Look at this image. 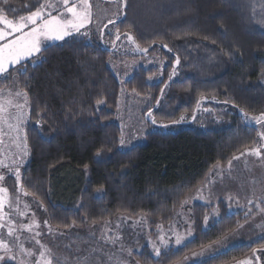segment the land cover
<instances>
[{"label": "trees", "instance_id": "trees-1", "mask_svg": "<svg viewBox=\"0 0 264 264\" xmlns=\"http://www.w3.org/2000/svg\"><path fill=\"white\" fill-rule=\"evenodd\" d=\"M35 4L36 0H9L18 11L7 14L18 18L34 10ZM261 18L264 0H127L125 16L113 33L119 28L121 34L132 33L141 47L152 45L146 56L157 57L164 67L158 82H149L157 71L139 68L122 86L146 102L142 119L151 120L147 116L151 108L157 124L172 126L168 132L148 131L127 151L118 148L121 132L114 117L120 84L107 65L111 47L69 38L67 43L47 46L38 67L28 62L31 78L26 88L23 76L16 85L15 73L7 80L0 78V89H24L30 98L24 129L29 155L21 185L38 194L39 200L30 197L43 203L47 223L68 230L118 217L143 218L154 234L158 227L170 225L180 201L207 182L217 161L226 167L233 155L255 147L257 125L245 123L239 110L251 115L264 112ZM105 38L112 46L114 38ZM122 39L126 40L123 35ZM164 43L173 51L163 48ZM227 52H234L235 58ZM177 55L181 61L177 75L169 79ZM97 100L103 103L97 105ZM38 112L43 116L40 125ZM181 116L184 121L172 124ZM216 208L218 217L202 233L204 215ZM244 213H228L223 201L193 204L194 242L157 259L142 248L136 261L176 264L231 232L237 221L244 223ZM262 247L264 239L236 246L205 264H234Z\"/></svg>", "mask_w": 264, "mask_h": 264}, {"label": "rangeland", "instance_id": "rangeland-1", "mask_svg": "<svg viewBox=\"0 0 264 264\" xmlns=\"http://www.w3.org/2000/svg\"><path fill=\"white\" fill-rule=\"evenodd\" d=\"M89 2L92 5L94 15L91 24L86 26L87 30H89V37L77 39H82L89 45L104 44L107 48L111 47V58L108 60L107 65L120 84L114 122L120 128V139L123 135L125 141V145L121 146L119 140L118 148L120 151H127L140 144L148 131L161 129L164 132H168L172 129V126L162 128L159 124L153 125L151 120H147V117L146 120L142 119V109L146 102L142 98L127 92L122 86L131 78L132 73L139 68H152L157 71L149 82H158L161 79L164 64L157 57H148L146 54L136 52L134 47L126 43L125 39L118 41L116 48L113 49V45L111 46L110 41L105 36L111 33L110 36L115 39L114 26L108 25L107 28H103V25L107 24L109 18H114L117 10L115 0H89ZM102 28L105 33L103 39L100 36V29ZM61 42L63 41H49L46 42V47ZM11 89L17 90L15 87ZM9 90L4 91L3 96H0V102L7 101ZM15 111V109L10 108L5 103V113L3 118L0 119V160H4L6 164L12 163L14 155L21 154V148L17 145L22 144L25 139L24 129L27 119L21 122V131L19 133L14 127L16 124L15 119L11 121L13 127L11 129L9 127L8 113H14ZM24 112L27 117L28 107L24 109ZM257 129V131H264L259 126H257ZM260 143L264 142L260 141L257 135V145L255 147H259ZM261 151L264 152V149H261ZM27 161L28 156L24 157L23 162L20 164L21 172ZM223 168L225 169L223 174H209L207 179L209 187L190 196L188 204L183 208L180 207L178 211L180 215H177V213L174 220L170 223L173 226L178 225L177 231L183 234L186 227L184 221L191 217L192 205L196 203L208 205L209 199L211 200V205L223 201L230 214L247 211L251 207L255 214V222L250 223V225L246 224L240 235L229 241L228 246L222 249L219 254L233 247L250 245L264 239V213H261L256 208L258 203L264 208V203H261V201H264V160L251 155L241 156L239 160L233 161V166L230 170L227 166ZM0 173H3L6 177L4 181L0 182V187L8 189L5 200V213L11 214V218L16 222L17 227L21 224L30 223L33 218L39 223V228L34 226L31 232L20 230L16 233L20 237V242L24 248L31 249L34 253L32 257L26 258L31 261V264H35V261L39 259L41 250L40 246L35 243V239H40L46 249L51 250L53 264H119L121 261L124 264H140L136 261L135 254L139 253L142 248H147L150 257L157 259L154 257L152 247L148 242L150 239L157 241L159 229H163L164 234L173 236L172 233H169L170 225L158 227L154 234H151L145 219L127 217H118L113 221L83 228L55 229L48 223H44L47 220L42 208L38 206L39 203L30 196L25 197L17 191L15 175L8 173L7 169L4 168H0ZM9 179H12L11 183L8 182ZM230 195L233 197L231 210L228 208L227 199ZM17 197H19L18 203ZM249 199L253 200L252 205L248 204L247 201ZM9 201H12L11 207H9ZM25 203L30 205L29 209L24 208ZM19 211L25 212V215L21 217L18 214ZM33 213H35V217H33ZM7 218L8 216L6 215L5 219ZM36 231H39L41 235L34 238L33 233ZM0 234L7 240L12 239V237L7 236V228L0 229ZM117 236L120 237V240L113 244L112 241ZM172 243L174 245V236ZM130 250L133 253L131 256L128 255ZM200 251H197V253ZM2 254L3 250H0V255ZM256 255L261 257L259 264H264V251L257 252ZM188 257H192V254L188 255ZM245 259H250L252 264H256V256L251 255ZM182 261L176 264H181ZM239 262L234 264H239ZM9 264H14V262H9Z\"/></svg>", "mask_w": 264, "mask_h": 264}, {"label": "snow or ice", "instance_id": "snow-or-ice-1", "mask_svg": "<svg viewBox=\"0 0 264 264\" xmlns=\"http://www.w3.org/2000/svg\"><path fill=\"white\" fill-rule=\"evenodd\" d=\"M117 4V10L114 14V18H109L107 24L103 25V28H107L108 25L115 26L117 21L121 16H125V8L127 5V0H115ZM28 5H26L27 7ZM34 10L29 11L26 15H20L16 18L14 15L12 18L9 17L7 13L15 14L18 10L9 6V0H0V78L7 80L9 76H13L12 84L16 85L19 82L20 77H25V88L27 87V80L31 77L27 75L29 61L33 68L38 67L40 63L45 60L44 52L47 51L46 42L49 41H64L67 43L66 38L77 39L80 37H89V30L86 26L91 24L94 15L92 12V5L89 0H36V4L33 5ZM55 13V14H53ZM260 24L264 25V18L259 21ZM131 27V25H129ZM103 28L100 29V36L103 39L105 33ZM84 29V31H82ZM111 35V33H108ZM121 35L126 38V41L134 46V50L139 53H148L152 45L149 47H141L140 43L130 32L120 33L119 28H116L115 39L112 40L113 49L116 48L117 42L121 40ZM207 39V37H205ZM155 41H153V44ZM215 43V41H213ZM163 48L172 52L173 49L169 47L167 43L162 45ZM225 55L230 58H235L234 52H227ZM179 55L176 56L175 62L172 65V72L170 73L169 79L177 75V66L180 64ZM152 79V77H149ZM132 92L139 95L136 89L133 88ZM164 89H161V94L163 95ZM4 90L0 89V96H3ZM8 99L5 102H0V119L3 118L5 113V103L12 109L16 111L8 113L9 127H13L11 121L15 119V130L17 133L21 131L20 124L27 117L25 116L24 109L30 105V98L28 92L24 89H10L8 91ZM157 99V104L159 103ZM97 105L103 103L101 100H97ZM200 101H197L199 105ZM227 104L228 101H223ZM233 107H237L233 103ZM71 111V110H69ZM206 112L211 110L205 109ZM241 116L245 123H254L259 126L260 129H264V112L259 115H251L248 111L241 108ZM147 116L151 117V122L153 125L157 124V120L153 116L152 109L149 108ZM68 118L67 116L65 117ZM43 116L41 113H37L36 124L40 125ZM185 120L184 116H181L178 120L172 121V124H179ZM162 128H168L167 124H160ZM257 135L260 141L264 142V131H258ZM121 146L125 145L123 135L120 139ZM21 148V154L13 156V161L10 164H6L4 160H0V168L7 169V172L15 175V182L17 191L22 193L23 196H33L36 200H39V196L35 192L26 191L21 185V168L20 164L23 162V158L29 155V147L27 144V138L25 137L22 144L17 145ZM264 143H260L259 147H253L250 149H245L240 152L239 155H233L231 159L227 161V168L230 170L233 166V161L239 160L241 156H255L260 160H264ZM98 157L101 153L98 151L96 154ZM225 169L221 167L220 162L217 161L213 168L210 169L212 174H223ZM5 175L0 173V182L5 180ZM209 184L205 182L201 187L197 188L196 191L202 192L204 188H208ZM176 193L179 189L174 190ZM8 194V189L6 187H0V229L7 228V236L12 237L11 240H7L0 234V250H3V254L0 255V264H9V262H14V264H31V261L26 258L32 257L34 255L31 249H25L23 244L20 242V237L16 235L20 230H25L31 232L33 227L39 228V223L33 218L28 224H21L17 227L16 222L11 218L10 213H5V200ZM211 195V192H210ZM189 197L180 201V207L183 208L189 202ZM203 199V197H201ZM228 208L231 210L233 197L228 196ZM19 202V197H17V203ZM249 205L253 204V200L249 199ZM264 203V201H261ZM12 201H9V207H11ZM39 207L43 208L42 202L39 203ZM208 206H211V200H208ZM25 209H29L30 205L28 203L24 204ZM256 208L259 209L261 213H264V208L260 204H256ZM46 210V209H45ZM18 214L23 217L25 212L19 211ZM8 216L5 219V216ZM177 215H180L179 213ZM219 208L214 209L213 213H206L203 218V228L202 233L207 232L209 227V221L218 217ZM35 217V213H33ZM244 223L237 221L231 232L225 233L220 239L213 240L207 245L201 248L200 252H193L192 257L185 256L181 264H205L206 259L214 258L218 255L222 249L228 246L229 241L233 240L235 237L240 235L242 229L245 228L246 224L255 222V214L251 207L248 208L244 213ZM142 222V221H141ZM47 224V221L44 222ZM75 223V222H74ZM95 223V222H94ZM186 227L184 228L183 234L177 231V226L170 225L169 233L174 236V245L172 243L173 236L163 233V229L158 230L157 241L149 240V244L152 247V253L154 257L159 258L162 254H167L169 251H178L181 247H186L189 243L195 240V221L189 217L188 220L184 221ZM41 233L36 231L33 233V237H39ZM120 240L117 236L112 243L116 244ZM35 243L40 246L39 259L35 261V264H53L52 252L50 249H46L40 239H35ZM264 251V247L260 249ZM257 250L254 249L252 255L256 256V264H259L261 257L256 255ZM133 253L130 250L128 255L131 256ZM111 259V257H110ZM119 264H124L123 261ZM239 264H252L250 259H245L240 261Z\"/></svg>", "mask_w": 264, "mask_h": 264}, {"label": "flooded vegetation", "instance_id": "flooded-vegetation-1", "mask_svg": "<svg viewBox=\"0 0 264 264\" xmlns=\"http://www.w3.org/2000/svg\"><path fill=\"white\" fill-rule=\"evenodd\" d=\"M144 54V53H143Z\"/></svg>", "mask_w": 264, "mask_h": 264}]
</instances>
